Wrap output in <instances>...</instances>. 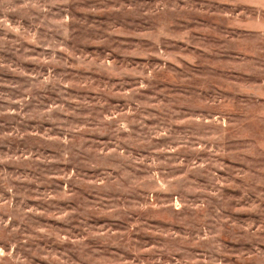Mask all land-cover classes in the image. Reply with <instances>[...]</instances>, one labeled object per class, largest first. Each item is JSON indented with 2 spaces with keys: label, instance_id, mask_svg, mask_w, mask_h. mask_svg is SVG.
Listing matches in <instances>:
<instances>
[{
  "label": "rangeland",
  "instance_id": "obj_1",
  "mask_svg": "<svg viewBox=\"0 0 264 264\" xmlns=\"http://www.w3.org/2000/svg\"><path fill=\"white\" fill-rule=\"evenodd\" d=\"M24 4L0 25V264H255L242 260L264 252L254 5Z\"/></svg>",
  "mask_w": 264,
  "mask_h": 264
},
{
  "label": "clouds",
  "instance_id": "obj_2",
  "mask_svg": "<svg viewBox=\"0 0 264 264\" xmlns=\"http://www.w3.org/2000/svg\"><path fill=\"white\" fill-rule=\"evenodd\" d=\"M234 3H239V4H245V5H254V7L251 9V13L253 16H257V17H262L264 18V0H233ZM29 3V0H25V4L21 5L20 7H27ZM19 8L14 6V0H0V12L4 13L3 17H0V25H4L6 27H11L10 23L8 22L6 16L8 12H14V11H18ZM247 15V13H241V16ZM218 122V121H217ZM211 123V121L209 122ZM122 127H125V125H122ZM209 139H212L211 137H209ZM67 142V141H65ZM172 151H176L175 149H173ZM214 154H218L216 153L215 149L211 150ZM162 164L167 163V161H162L160 162ZM207 163V161H205L204 163H201L199 165H196L197 167H204V164ZM213 195H215V193H213ZM172 206L174 207H181V205L179 204V202H175ZM258 205H253V207L251 209H237V211H253L256 208H258ZM233 227H239L238 225H233ZM252 228V225H248L247 226V230H250ZM219 231L217 230V232L215 233L216 235H219ZM261 232H264V226L261 227V229L259 230ZM213 237L209 234H205L203 237H201V239H205V240H210ZM13 248H15V245H13ZM5 255H8L11 257V252L9 253H5L4 250L2 248H0V258H3ZM243 261H254L255 264H264V252H260L259 250H257L255 253L248 255L245 254L244 257L242 258Z\"/></svg>",
  "mask_w": 264,
  "mask_h": 264
}]
</instances>
